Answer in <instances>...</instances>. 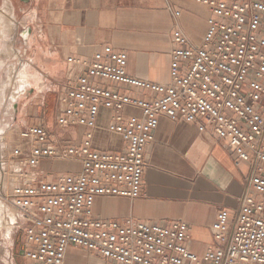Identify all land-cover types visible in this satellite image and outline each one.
Here are the masks:
<instances>
[{
	"label": "built area",
	"instance_id": "1",
	"mask_svg": "<svg viewBox=\"0 0 264 264\" xmlns=\"http://www.w3.org/2000/svg\"><path fill=\"white\" fill-rule=\"evenodd\" d=\"M195 2L210 11L206 31L194 43L172 30L166 83L129 74L127 54L110 45L66 57L55 125L19 132L17 182L3 194L27 264H64L70 246L117 264H264V0ZM162 116L214 133L236 164H248L238 208L217 211L216 244L202 254L188 248L183 220L104 219L93 211L98 196L141 195L146 148ZM72 127L82 129L77 143L66 137ZM97 130L118 135L123 147L99 148ZM47 159L73 166L48 179L35 171Z\"/></svg>",
	"mask_w": 264,
	"mask_h": 264
},
{
	"label": "crops",
	"instance_id": "2",
	"mask_svg": "<svg viewBox=\"0 0 264 264\" xmlns=\"http://www.w3.org/2000/svg\"><path fill=\"white\" fill-rule=\"evenodd\" d=\"M20 1L30 3L29 15L34 16L31 19L40 21L36 26L27 24L24 29L28 30L29 39L22 47L25 62L19 64L28 74L40 77L37 86L33 82L27 89V93L34 90L36 95L47 87L44 79L48 78L55 80V84L47 90L52 93L60 87L61 92L68 75L66 57H89L103 45L127 54L129 74L166 83L173 46L172 30L177 27L192 42L199 43L210 15L209 9L195 0ZM174 10L180 14L175 16ZM17 52L20 56L19 50ZM41 85L42 89L37 90ZM49 109L54 110L51 118L45 114L46 118L39 116L35 123L22 119V129L36 123L54 127L58 103ZM81 132L79 127L65 129L69 141L76 143L81 139ZM96 136L99 148L119 150L123 147L118 135L97 130ZM234 158V152L214 133L199 131L193 123L162 116L154 131V141L146 148L141 195L136 198L98 196L93 211L104 219L133 217L159 223L183 220L190 226L188 248L202 254L216 244L211 225L217 211H235L245 192L248 164H236ZM71 166L70 161L47 159L35 171L51 179L69 171ZM64 264L117 263L84 248L70 246Z\"/></svg>",
	"mask_w": 264,
	"mask_h": 264
},
{
	"label": "rangeland",
	"instance_id": "3",
	"mask_svg": "<svg viewBox=\"0 0 264 264\" xmlns=\"http://www.w3.org/2000/svg\"><path fill=\"white\" fill-rule=\"evenodd\" d=\"M11 1L12 3L8 0H0V9L3 8L5 3L9 4L13 15L12 17L14 19L13 22L16 25V30L8 39H2L0 41V46L3 48L10 43L14 52L18 53L17 50H19L21 57L18 53L15 57L9 56L3 64H0V94L1 91L5 89V82L8 79L9 67H13L15 74H18L22 70V67L19 66L20 62H25L23 58L26 56L22 50V47L24 46V41L21 37L22 30L28 27L27 24L36 26V24L40 22L38 19H36L37 21L32 20L34 17L33 15L30 17V3H23L20 0ZM44 80L47 87L39 94L36 95L34 90H29L28 93L26 90L19 93L18 97L14 99L17 100L14 111L11 109L6 110V105L14 100H10L8 98L2 101L0 97V136H2L1 141H3H0V164L3 163V168L0 172H2V180H5L7 183L5 186H3L2 182L0 183V207L5 208L6 210L8 209L2 205V201H5L3 200V194L9 193L12 186L17 182V179L14 177L13 167L19 157L13 155V150L17 148V146H21L24 142L19 137V132L23 128L20 120L24 119L27 120V122H34V120L39 116L44 118L47 116V118H51L54 114V110L52 109L53 113H51L52 111H50L49 108H54V106L58 103L60 87L50 93L47 89L55 84V80L52 78ZM30 81L31 80L28 81L26 87L32 85L33 81ZM64 81L65 79L61 82ZM45 109L46 111L44 112ZM6 206L8 205L6 204ZM22 243L23 234L21 229L12 230L10 231L9 236H7L6 230L4 228H0V264H26L24 257L20 253L22 251Z\"/></svg>",
	"mask_w": 264,
	"mask_h": 264
},
{
	"label": "bare ground",
	"instance_id": "4",
	"mask_svg": "<svg viewBox=\"0 0 264 264\" xmlns=\"http://www.w3.org/2000/svg\"><path fill=\"white\" fill-rule=\"evenodd\" d=\"M10 9L11 8L9 7L8 3H5L3 8L0 9V41L2 39H8L11 36V34L14 33L16 30V25L13 22L14 19L12 17L13 15ZM21 37L24 42H27V40L29 39L28 30H23L21 32ZM16 54L17 53L13 51L10 43H8L3 48H1L0 46V64H3L6 61V58H8L9 56L15 57ZM39 78L40 77L35 76V74L33 73L28 74L26 72V69L25 71L22 69L18 74H15L13 67L10 66L8 70V79L5 82V89L2 90L0 94L1 100L4 101L8 98L10 100L16 99L20 92L24 90H26L27 92L28 87H26V85L29 80L33 79L32 81L37 86V83H39L38 82ZM39 87L40 88L37 90L42 89L43 86L41 85ZM10 104L12 106V110L14 111L15 106L17 104V100L11 101ZM1 140H2V136H0V141ZM2 166H3V163L0 164V171H2V168H3ZM1 174L2 172H0V183L2 182L3 186H5L7 183L5 182V180L4 181L2 180ZM14 219H15V215L12 212H10L9 210H6L5 208L0 207V228L1 229L4 228L6 230L7 236H9L10 231H12L11 223L14 221Z\"/></svg>",
	"mask_w": 264,
	"mask_h": 264
},
{
	"label": "flooded vegetation",
	"instance_id": "5",
	"mask_svg": "<svg viewBox=\"0 0 264 264\" xmlns=\"http://www.w3.org/2000/svg\"><path fill=\"white\" fill-rule=\"evenodd\" d=\"M24 91H25V90H24ZM9 109H11V110H12V106H11V104H10V103L6 105V110H9Z\"/></svg>",
	"mask_w": 264,
	"mask_h": 264
},
{
	"label": "water",
	"instance_id": "6",
	"mask_svg": "<svg viewBox=\"0 0 264 264\" xmlns=\"http://www.w3.org/2000/svg\"><path fill=\"white\" fill-rule=\"evenodd\" d=\"M20 253L22 254V251Z\"/></svg>",
	"mask_w": 264,
	"mask_h": 264
}]
</instances>
